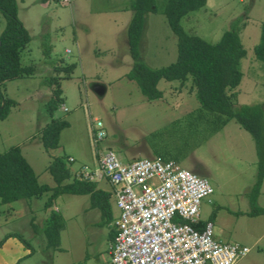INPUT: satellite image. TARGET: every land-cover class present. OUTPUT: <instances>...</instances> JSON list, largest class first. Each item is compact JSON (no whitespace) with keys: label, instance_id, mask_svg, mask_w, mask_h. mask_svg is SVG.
I'll list each match as a JSON object with an SVG mask.
<instances>
[{"label":"rangeland","instance_id":"374dc122","mask_svg":"<svg viewBox=\"0 0 264 264\" xmlns=\"http://www.w3.org/2000/svg\"><path fill=\"white\" fill-rule=\"evenodd\" d=\"M129 2L16 0L17 17L30 35L21 63L33 64L36 70L28 77L6 80L1 88L4 97L16 104L0 120V152L18 145L38 182L50 186L55 182L46 167L55 156L68 158L71 171L82 164L96 165L97 152L109 148L123 163L132 155L173 161L206 177L211 185L212 193L201 200L199 216L212 222L214 237L249 247L235 264H264V215L249 214L248 192L256 180L258 158L252 136L234 119L221 126L222 118L200 105L190 80L160 79L157 88L162 96L158 100L147 99L135 80L122 76L132 63L122 28L129 16ZM155 3L158 11L146 15L139 51L151 68L168 65L177 56L176 37L161 12L165 0ZM113 8L126 10L116 22L103 16ZM263 22L264 0H206L180 19L186 33L210 43L218 41L223 31L237 29L246 56L241 62L240 83L234 89L235 105L263 104L264 109V62L253 52ZM4 25L0 13V32ZM44 33L52 46L50 59L74 64L70 77L59 80L63 102L52 114L69 125L60 131L57 147L48 150L37 134L51 118L45 110L51 88L44 79L54 73L42 54L40 36ZM95 120L106 132L96 144L91 137ZM261 120L264 142V113ZM97 186L109 184L99 181ZM50 194L0 203L1 256L17 254L23 245L30 253L10 264H111L108 227L99 225L100 215L88 205L87 195L60 193L53 198L51 209L62 216L63 228L59 249L46 247L43 220L49 210L43 204ZM256 203L264 208V177ZM12 230L18 231L19 238L10 236Z\"/></svg>","mask_w":264,"mask_h":264},{"label":"trees","instance_id":"16d2710c","mask_svg":"<svg viewBox=\"0 0 264 264\" xmlns=\"http://www.w3.org/2000/svg\"><path fill=\"white\" fill-rule=\"evenodd\" d=\"M61 1L68 2V0ZM205 2L206 0H165L161 12L176 37L177 56L168 65L151 68L140 58L138 45L145 13L157 12L158 7L155 0H130L128 8L131 10V17L125 32L132 63L126 76L137 82L147 99H157L162 96L161 90L157 88L160 79L179 80L183 83L190 80L191 90L194 91L200 105L218 114L222 118L221 126L234 119L252 136L258 158L256 180L248 192L251 205L249 214L264 215V208L256 203L264 177V142L260 132L264 113L263 104H234L236 98L234 89L240 83L243 74L241 62L246 56L239 33L233 26L223 31L218 41L210 43L197 35L186 33L180 24V19L184 15L200 8ZM0 13L5 17V25L0 32V120H3L7 117L10 108L16 104L15 100L4 97L1 90L4 82L28 77L36 68L33 64L21 63V53L30 41V35L17 17L16 0H0ZM40 44L45 62L51 65L54 73L44 79V84L51 88L45 108L51 118L37 132L43 148L48 150L57 147L60 131L69 125L65 119L52 117V114L63 102L59 80L70 77L74 64L50 59L52 46L47 34H41ZM253 52L257 60L264 62V22L261 24L259 42L254 46ZM67 162L65 157L55 156L48 163L46 170L55 182L51 187L38 182L35 172L22 155L18 145L8 147L0 152V203L26 200L51 191L44 202V208L48 209L52 205L53 198L60 193L89 195L92 207L98 208L101 213V223H109L112 219L110 192L96 188L93 182L72 177ZM205 221L199 220L196 227L201 229ZM61 228V215L50 210L43 228L47 247H53L58 243ZM116 234V227L110 226L111 241Z\"/></svg>","mask_w":264,"mask_h":264},{"label":"built area","instance_id":"2783aa9c","mask_svg":"<svg viewBox=\"0 0 264 264\" xmlns=\"http://www.w3.org/2000/svg\"><path fill=\"white\" fill-rule=\"evenodd\" d=\"M95 121L94 144L106 136L102 123ZM82 176L106 179L113 187L118 216L111 264H235L249 252L246 245L217 240L211 221L196 227L211 185L173 161L136 158L123 163L108 149L99 155L97 168H84Z\"/></svg>","mask_w":264,"mask_h":264},{"label":"crops","instance_id":"0c3cea01","mask_svg":"<svg viewBox=\"0 0 264 264\" xmlns=\"http://www.w3.org/2000/svg\"><path fill=\"white\" fill-rule=\"evenodd\" d=\"M68 2H69V0H68ZM126 9V8H125ZM127 11H128V15L129 16H127L126 17V19H125V24L123 25V41H124V43L125 44H127V39H126V32H125V30H126V26H127V23H128V21H129V19H130V17H131V10L129 9H126ZM126 10H124V9H119V8H113V9H111L110 11H109V14H104L103 16H106V17H110V19H112V20H114L115 22H116V20L117 19H120V17L119 16H121L122 14H120V13H122L121 11H126ZM146 15H147V13H145V15H144V26H143V31H142V34H141V37H140V40H139V45H138V51H140V49H141V43H142V37H143V33H144V29H145V23H146ZM78 21H76V23H77ZM81 25L83 26V28H84V30L85 29H87V27H86V25L85 24H83V23H81ZM127 48H128V45H127ZM79 54H80V52H79ZM140 55H141V53H140ZM145 63V62H144ZM129 69H130V67H129ZM128 72V71H127ZM127 72H125L122 76H125L126 75V73ZM117 79H119V77L118 78H116L115 80H117ZM112 81H114V80H112ZM162 92V91H161ZM145 97V96H144ZM144 98H142V100H143ZM158 100H160L161 98H157ZM145 101H147L146 99H144ZM63 109H65V107H63ZM109 149H111V148H109ZM112 150V149H111ZM102 152H97V154H96V160H97V164L96 165H92L91 164V166L89 167V166H87V165H84V164H82V166L79 168V169H76L75 171H71L70 169V173H71V176L73 177H77V178H82V179H85V180H87V181H90V182H93L94 184H95V186H96V188H99V189H102V190H104V191H108V192H110V198H109V202H110V207H111V213H112V219H111V221H109V223H106V224H104V223H101V221H102V216H101V213H100V211H99V209L98 208H96V207H93V208H96L97 209V211H98V213H99V215H100V221H99V225H101V226H104V227H108V231H107V240H108V254H109V261H110V248H111V245H112V243H113V241H111L110 239H109V228H110V226H115V220H116V218H117V216H118V209L116 208V206H115V197H114V192H113V187L110 185V183L106 180V179H98V178H89V179H87V178H84L83 176H82V171H83V169L84 168H87V169H90L91 171L92 170H95L96 168H97V166H98V158H99V155L101 154ZM138 154H139V152H138ZM145 154L146 155H148V156H152L148 151H145ZM23 155V154H22ZM24 156V155H23ZM136 155H132V157H130L127 161H125V162H129V161H131V160H133V159H136V157H135ZM69 158H71L72 159V157H69ZM144 158H148V157H144ZM149 158H152V157H149ZM154 158V157H153ZM26 159V158H25ZM27 160V159H26ZM67 160H68V158H67ZM69 161H73V159L72 160H70L69 159ZM28 162V161H27ZM68 165V164H67ZM38 179V178H37ZM99 181H103V182H105V183H107V184H109V186L108 187H99V186H97V182H99ZM46 184V183H45ZM48 185V184H47ZM50 186V185H49ZM52 187V186H51ZM44 194V193H43ZM40 196H42V195H40ZM88 196V199H89V201H90V198H89V195H87ZM39 197V196H38ZM35 198V197H34ZM20 200H23V199H20ZM47 200V199H46ZM25 201H27V200H25ZM111 202H113V205H114V207H115V213L113 212V208H112V204H111ZM25 205H27V202H25ZM88 205H90V207H92V204H91V202H89V204ZM43 207H44V204H43ZM28 210H29V208H28ZM48 210L50 211V210H53V209H51V207H49L48 208ZM48 211V212H49ZM55 211V210H54ZM57 212V211H56ZM48 214V213H47ZM47 217V216H46ZM61 218H62V216H61ZM45 219L46 218H44V220H43V222H45ZM62 221H63V218H62ZM44 226V225H43ZM116 227V226H115ZM43 228V227H42ZM62 228H63V222H62ZM61 228V229H62ZM61 229L59 230V239H58V243L56 244V245H54L53 246V249H59V240H60V232H61ZM18 231H14V230H12V233L10 234V236H13V238H15V237H17V238H19L18 236L19 235H15V234H18L17 233ZM220 241H222V240H220ZM225 242V241H224ZM47 247V246H46ZM52 247V246H51ZM30 252L29 251H27V248H26V246H23V245H21V250H19V252L17 253V254H10V256H8V258H7V256H1L2 254H1V252H0V264H10L11 262H14L15 260H18V259H20V260H22L24 257H26L28 254H29ZM4 257V258H3ZM7 260H6V259ZM3 259V260H2ZM111 262V261H110Z\"/></svg>","mask_w":264,"mask_h":264}]
</instances>
